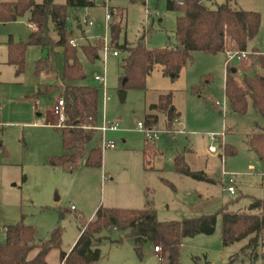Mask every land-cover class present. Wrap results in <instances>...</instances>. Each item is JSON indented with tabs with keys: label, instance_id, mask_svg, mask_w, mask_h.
<instances>
[{
	"label": "rangeland",
	"instance_id": "rangeland-1",
	"mask_svg": "<svg viewBox=\"0 0 264 264\" xmlns=\"http://www.w3.org/2000/svg\"><path fill=\"white\" fill-rule=\"evenodd\" d=\"M16 1L0 0V3ZM89 1L93 7L68 9L66 29L77 42V58L86 76L78 85L98 89L99 118L103 115L106 122L117 123L121 130L104 137L114 142V149L105 148L100 135L94 134L88 147L100 149V168L87 167L85 157L71 171L48 165L49 158L63 154L60 132L55 126L45 125L48 108L50 122L56 124L53 108L59 98L51 104L38 101V110H34L32 95L38 85L60 84L63 49L27 47L23 71L16 75L14 67L7 63V44L10 39L15 44L26 42L31 32L28 14L16 22L0 23V246L5 244L6 227L20 221L32 228L36 243L46 241L53 231L59 230L60 247L52 250L46 261L60 264V253L72 249L79 229L97 209H151L159 222L217 215L212 235L182 240L178 264H264V231L253 252H243L247 240L223 247L219 215L224 206L234 213L257 214L249 206L254 200H264V163L247 145L251 134L264 132V118L251 105L244 116L233 113L224 92L226 78L241 81L243 75L252 76V51L264 57V0L228 3L233 11L260 16L258 33L247 44V61L233 59L226 67L223 53L195 52L176 81L164 78L161 68L156 66L146 80L145 90H126L123 103L119 101L118 88L126 54L115 49L118 55H111L114 49L109 48L105 15L113 11L116 20L122 17L119 45L141 44L148 50H161L176 46L175 24L180 14L167 10V0ZM42 2L35 0L36 4ZM54 2L65 5L66 0ZM202 3L212 10L226 0H202ZM51 38L56 40L52 30ZM92 41L103 42L109 50L104 57L98 51L99 59L91 62L80 47L91 45ZM45 58L50 60L51 68L37 75L36 63ZM228 68L234 72L228 73ZM95 76L105 77L104 100ZM169 93L181 115L180 127L175 129L177 124L173 125L168 134L162 129L160 117L157 139L146 142L137 131V123L143 122L150 113L149 106L160 95ZM145 145L147 149L143 152ZM228 147L234 150V155L225 157L223 149ZM208 148L214 152L209 153ZM174 155L183 156L192 171L204 172L214 183L176 174L172 167ZM224 172L234 175L233 195L225 192L228 178L222 175ZM100 237L101 258L96 264H168L166 250L160 243H142L139 256L127 232L102 231ZM156 246L160 248L161 261L153 252Z\"/></svg>",
	"mask_w": 264,
	"mask_h": 264
},
{
	"label": "trees",
	"instance_id": "trees-1",
	"mask_svg": "<svg viewBox=\"0 0 264 264\" xmlns=\"http://www.w3.org/2000/svg\"><path fill=\"white\" fill-rule=\"evenodd\" d=\"M230 1L226 0L225 4L211 10L203 5L202 0H167V10L177 12L180 16L175 24L176 46L161 50H148L141 44L133 47L127 43L119 45L122 17L120 15L116 20L111 11L108 25L109 48L126 54L120 67L122 75L118 91L124 93L129 89L145 90L146 80L156 66L161 68L164 78L171 82L176 81L186 64L191 62L195 52H246L248 42L258 33L260 16L253 12L231 10L228 5ZM90 7H93V3L89 0H66L65 5H57L54 0H43L41 4H36L35 0L0 3V23L16 22L28 14V23L34 27L26 42L15 44L11 39L8 41L7 63L14 67L16 75L23 71L27 47L43 49L57 46L63 49L60 84L38 85L32 100L50 104L55 98L63 101L64 122L61 127H55L61 134L63 154L49 158L47 163L53 168L68 171L73 170L83 157L87 167H101L100 149L97 146L88 147L94 140V134L98 133L92 128L100 123L99 91L90 86L78 85L86 76L77 58V48H72L69 44L72 36L66 29L69 8ZM51 30L56 35V40L51 38ZM103 46V42L92 41L91 45H83L80 49L92 62L99 59L98 51L102 52ZM251 56L254 58L252 76L243 75L241 81L227 78L224 92L233 113L244 116L251 105L264 118V57L257 51H252ZM50 68V60L41 59L36 63L35 72L39 75ZM232 71L233 69L228 68V73H233ZM172 99L171 93L160 95L157 102L149 106L150 113L143 120L146 128H157L159 116H162L164 130H171L174 121L179 119ZM247 145L264 163V132L251 134ZM146 147L147 145L143 152H146ZM223 154L225 157L232 156L234 150L224 148ZM173 167L178 175L197 182L214 183L204 172L190 170L183 156L175 157ZM249 210L257 211V214L230 212L226 206L220 209V240L223 247L247 240L244 253L245 250L253 252L257 248L264 231V200H254ZM216 222L217 215L187 218L179 222H159L155 211L151 209L99 208L93 219L79 229V237L70 252L60 253V264H96L101 258L98 245L102 231L107 234L127 232L133 239L139 256L142 243H160L166 250L168 264H178L182 240L197 235H212ZM60 243L59 230L53 231L46 241L36 243L32 228L24 226L20 221L6 227L5 244L0 246V264H48L47 255L52 250L59 249Z\"/></svg>",
	"mask_w": 264,
	"mask_h": 264
},
{
	"label": "built area",
	"instance_id": "built-area-1",
	"mask_svg": "<svg viewBox=\"0 0 264 264\" xmlns=\"http://www.w3.org/2000/svg\"><path fill=\"white\" fill-rule=\"evenodd\" d=\"M110 21H111V15H110V13H107L105 15V22H106V24L109 25ZM88 25H91V24L89 23ZM76 43L77 42L75 40H70V42H69V44L72 48L77 47ZM108 50H109V48L104 44L102 52H101L103 54V57L106 56V54L108 53ZM111 55L113 57H116L118 54L116 51H112ZM225 57H226V62H225L226 67L230 64V61L233 59H236L240 62L248 60V54L246 52H226ZM94 81L101 85L102 95H103V100H104L105 99V88H104L105 77L104 76H102V77L95 76ZM63 108H64L63 101L61 99H58V101L55 103L54 108H53L54 113L57 117L56 124H55V127H57V128L61 127L63 122H64ZM175 124H177V121H174V125ZM85 129H91V128H85ZM92 129L96 130L100 134V139H101L105 148H108V149H114L115 148L114 142L106 140V139H104V137L108 133H113V132L119 131V126L117 123L106 122L104 119V116L102 115V118L100 119L99 125L96 128H92ZM137 131L139 133L143 134L146 142L147 141H155L157 139L158 133H159V130H157V129L146 128L142 122L137 123ZM167 133L169 134L171 132H167ZM216 142H218V138L216 139ZM208 152L213 153L214 149L208 148ZM222 175L224 177L228 178L227 179V187H226L225 192L230 194V195H233L234 194L233 175L225 173V172L222 173ZM153 252L158 256V254L160 252V248L158 246H156L154 248ZM158 259L161 261L163 258L158 256Z\"/></svg>",
	"mask_w": 264,
	"mask_h": 264
},
{
	"label": "crops",
	"instance_id": "crops-1",
	"mask_svg": "<svg viewBox=\"0 0 264 264\" xmlns=\"http://www.w3.org/2000/svg\"><path fill=\"white\" fill-rule=\"evenodd\" d=\"M177 1V0H176ZM78 28H80V26H78ZM28 29L32 32L33 30H34V27L32 26V25H30L29 23H28ZM223 54H225V53H223ZM226 80H227V78H226ZM102 98H103V96H102ZM34 110H38V105H39V102L38 101H35L34 100ZM172 104H173V99H172ZM173 106H174V104H173ZM174 108H175V110H176V112L177 113H179V119L178 120H176L177 121V126L175 127V129L177 128V127H180V119H181V115H180V112L176 109V107L174 106ZM48 110H49V108L47 109V112H46V116H45V119H46V124L45 125H48V126H55V124H52L51 122H50V118H49V112H48ZM160 117L162 118V120H163V127H164V119H163V117L162 116H159V119H158V123H159V120H160ZM49 122H50V124H49ZM113 123V122H112ZM143 123V122H142ZM157 126H158V124H157ZM162 127V129L164 130V128ZM155 129H157V128H155ZM174 129V130H175ZM121 130L119 129V131H117V132H120ZM165 131V130H164ZM117 132H113V133H117ZM166 133H167V131H166ZM99 134V133H98ZM110 134V133H109ZM100 135V134H99ZM151 147H153V146H151ZM154 149V148H153ZM154 150H156V149H154ZM157 152H159L158 150H156ZM161 155V153L159 152V154H158V156H160ZM176 156H180V155H174V157H173V160L175 159V157ZM154 157H156V156H154ZM184 158V157H183ZM173 160H172V167H173ZM185 161V160H184ZM187 165V164H186ZM188 166V165H187ZM190 169V168H189ZM147 170H149V169H147ZM191 170V169H190ZM173 171H174V167H173ZM175 172V171H174ZM229 174V173H228ZM231 175H233V174H231ZM234 176V175H233ZM163 182H167V181H164V180H162ZM97 211V210H96ZM96 211L94 212V214H92L91 215V217H90V219L92 220L93 219V217H94V215H95V213H96ZM90 221V220H89ZM78 237H79V235H78ZM78 237H77V239H78ZM77 239H76V241H77ZM75 241V242H76ZM75 242H74V244H75ZM74 244L72 245V247L74 246ZM71 250V249H70ZM70 250L67 252V253H69L70 252Z\"/></svg>",
	"mask_w": 264,
	"mask_h": 264
},
{
	"label": "water",
	"instance_id": "water-1",
	"mask_svg": "<svg viewBox=\"0 0 264 264\" xmlns=\"http://www.w3.org/2000/svg\"><path fill=\"white\" fill-rule=\"evenodd\" d=\"M233 72V71H232ZM125 81H123V83H124ZM119 101L121 102V103H123L124 102V98H125V94L124 93H120L119 94Z\"/></svg>",
	"mask_w": 264,
	"mask_h": 264
}]
</instances>
